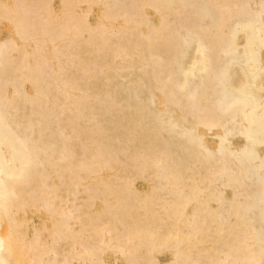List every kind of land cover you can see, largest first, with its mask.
<instances>
[{"label": "bare ground", "instance_id": "obj_1", "mask_svg": "<svg viewBox=\"0 0 264 264\" xmlns=\"http://www.w3.org/2000/svg\"><path fill=\"white\" fill-rule=\"evenodd\" d=\"M0 264H264V0H0Z\"/></svg>", "mask_w": 264, "mask_h": 264}, {"label": "rangeland", "instance_id": "obj_2", "mask_svg": "<svg viewBox=\"0 0 264 264\" xmlns=\"http://www.w3.org/2000/svg\"><path fill=\"white\" fill-rule=\"evenodd\" d=\"M6 31H7L6 28L5 29H3V28L0 29V38L4 36V34L6 33Z\"/></svg>", "mask_w": 264, "mask_h": 264}]
</instances>
